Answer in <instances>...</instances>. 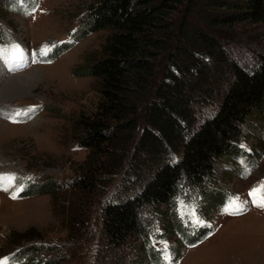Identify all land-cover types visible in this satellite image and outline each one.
<instances>
[{
  "label": "trees",
  "instance_id": "16d2710c",
  "mask_svg": "<svg viewBox=\"0 0 264 264\" xmlns=\"http://www.w3.org/2000/svg\"><path fill=\"white\" fill-rule=\"evenodd\" d=\"M37 3L13 5L32 12ZM84 14L80 34L41 60L108 32L100 55L75 70L98 84L94 109L72 122L86 156L64 186L29 181L18 196L64 190L69 208L94 200L107 251L141 241L140 264H152L164 252L151 245L153 236L204 237V228L188 227L177 213L180 199L201 191L218 207L228 200L212 188L213 163L243 151L242 126L264 109V0H91ZM87 206L65 212L74 236L90 217ZM147 211L157 214L160 231L146 222ZM23 248L18 264L63 259Z\"/></svg>",
  "mask_w": 264,
  "mask_h": 264
},
{
  "label": "rangeland",
  "instance_id": "374dc122",
  "mask_svg": "<svg viewBox=\"0 0 264 264\" xmlns=\"http://www.w3.org/2000/svg\"><path fill=\"white\" fill-rule=\"evenodd\" d=\"M18 1L0 0V264H18L14 258L25 246H38L49 260L62 257L59 264H140L141 241L107 251L94 200L71 205L91 208L74 236L66 191L18 196L29 181L64 186L77 173L87 151L74 142L72 122L94 109L98 84L75 70L100 55L108 35L93 32L55 60H40L80 34L91 0H38L32 12L18 10ZM248 120L237 144L243 151L213 163L212 188L228 202L210 204L201 191L180 199L177 213L188 227L204 228V237L187 243L177 235L153 236L151 245L164 252L152 264H264V109ZM143 214L160 231L157 214Z\"/></svg>",
  "mask_w": 264,
  "mask_h": 264
},
{
  "label": "bare ground",
  "instance_id": "6f19581e",
  "mask_svg": "<svg viewBox=\"0 0 264 264\" xmlns=\"http://www.w3.org/2000/svg\"><path fill=\"white\" fill-rule=\"evenodd\" d=\"M12 57H13V56H12ZM9 59H10V58H9ZM2 89H3L2 93H3L4 91L8 90L6 86H4ZM0 178H1V177H0Z\"/></svg>",
  "mask_w": 264,
  "mask_h": 264
}]
</instances>
